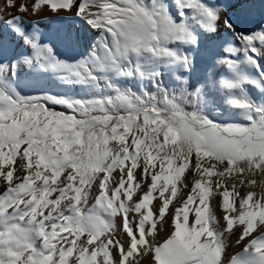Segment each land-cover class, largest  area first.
<instances>
[{
    "label": "snow or ice",
    "instance_id": "snow-or-ice-1",
    "mask_svg": "<svg viewBox=\"0 0 264 264\" xmlns=\"http://www.w3.org/2000/svg\"><path fill=\"white\" fill-rule=\"evenodd\" d=\"M257 14L0 0V264H264Z\"/></svg>",
    "mask_w": 264,
    "mask_h": 264
},
{
    "label": "bare ground",
    "instance_id": "bare-ground-1",
    "mask_svg": "<svg viewBox=\"0 0 264 264\" xmlns=\"http://www.w3.org/2000/svg\"><path fill=\"white\" fill-rule=\"evenodd\" d=\"M256 3H264V0H255ZM71 21H73L77 27H79V22L75 20V18H69ZM255 23L259 22V23H264V15H261V14H257L255 17H254V21ZM157 203L156 201H154V204ZM219 211V210H218ZM240 249L233 246V249H232V254H235L236 251H239Z\"/></svg>",
    "mask_w": 264,
    "mask_h": 264
},
{
    "label": "rangeland",
    "instance_id": "rangeland-1",
    "mask_svg": "<svg viewBox=\"0 0 264 264\" xmlns=\"http://www.w3.org/2000/svg\"><path fill=\"white\" fill-rule=\"evenodd\" d=\"M255 23V22H254ZM173 203H175V201H173Z\"/></svg>",
    "mask_w": 264,
    "mask_h": 264
}]
</instances>
